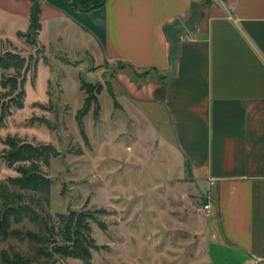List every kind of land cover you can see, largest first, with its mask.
I'll list each match as a JSON object with an SVG mask.
<instances>
[{
    "label": "crops",
    "instance_id": "1",
    "mask_svg": "<svg viewBox=\"0 0 264 264\" xmlns=\"http://www.w3.org/2000/svg\"><path fill=\"white\" fill-rule=\"evenodd\" d=\"M39 1L38 44L109 72L112 159L133 158L124 135L178 157L211 202L210 259L264 264V0ZM31 7L0 0V40L27 44Z\"/></svg>",
    "mask_w": 264,
    "mask_h": 264
},
{
    "label": "rangeland",
    "instance_id": "2",
    "mask_svg": "<svg viewBox=\"0 0 264 264\" xmlns=\"http://www.w3.org/2000/svg\"><path fill=\"white\" fill-rule=\"evenodd\" d=\"M16 45L19 46L17 41ZM12 48L24 55L35 52V47L28 43L19 49L10 41L0 40V53ZM71 48L45 50L49 64L40 57L36 75L30 71L27 76L24 106L14 108L0 128V151L6 148L3 139L8 135L29 142L52 143L59 151L48 165L41 163V169L52 178L49 202L38 192L20 190L27 201L38 203L43 213L50 214L93 210L106 224L102 228L97 222L91 223L92 236L99 247L92 250L89 261L55 255L53 262L215 264L208 255L213 241L209 211L202 210L207 200L203 194L205 188L190 183L177 164L178 157L170 154L169 161L168 156L153 150L155 144L147 150L145 142L136 145L124 135L119 142L130 146L133 158L112 159L109 111L114 108V100L106 80L109 72L91 75L92 84L107 87L99 94L98 116L94 114V103L83 117L88 142L83 139L77 121L86 97L81 80H90L87 72L93 63ZM3 91L0 86V94ZM136 152L139 158H134ZM17 174L0 160V189L9 176ZM101 208L107 212L96 211ZM11 228L38 231L37 225L28 219L13 222ZM40 246L19 235L0 239V264L3 253L11 257L20 253L39 263L50 260L40 254Z\"/></svg>",
    "mask_w": 264,
    "mask_h": 264
},
{
    "label": "trees",
    "instance_id": "3",
    "mask_svg": "<svg viewBox=\"0 0 264 264\" xmlns=\"http://www.w3.org/2000/svg\"><path fill=\"white\" fill-rule=\"evenodd\" d=\"M31 2L29 28L27 31H18V36L25 38L29 45L35 47V52L24 55L21 51L12 48L0 53V86L4 90L0 94V128L14 108L24 106L27 76L30 71L36 75L40 57H44L45 62L49 64L45 47L39 45L37 39L42 29L40 1L31 0ZM105 2L106 0H72V5L78 10L90 11L104 5ZM10 69L14 72H4ZM108 88L110 95L114 98L111 87L108 86ZM81 89L86 93V97L82 108L77 113V121L83 139L88 142L83 117L94 103H96L94 114L98 116L100 112L98 95L103 86L82 79ZM3 143L6 148L0 151V160L18 174L9 176L0 189V239L19 235L31 242L39 243L41 246L38 251L50 260L39 263L20 253H15L12 257L3 253L2 264H57L55 260L53 262L55 255L89 261L92 258V250L99 247L92 236V221L106 228L105 222L95 215V211L73 209L55 214L43 213L38 208V203L27 201L24 194L20 192V190L38 192L45 202H49L52 178L41 169V163L48 165L50 158L59 154L57 148L52 143L29 142L12 135L4 138ZM186 168L190 176L188 162H186ZM96 211L107 212L105 208ZM24 219L35 223L38 231L23 232L20 229L11 228L13 222L20 223Z\"/></svg>",
    "mask_w": 264,
    "mask_h": 264
},
{
    "label": "built area",
    "instance_id": "4",
    "mask_svg": "<svg viewBox=\"0 0 264 264\" xmlns=\"http://www.w3.org/2000/svg\"><path fill=\"white\" fill-rule=\"evenodd\" d=\"M210 208H211V202H210V199H207L206 202L202 206V210L205 212H208Z\"/></svg>",
    "mask_w": 264,
    "mask_h": 264
},
{
    "label": "water",
    "instance_id": "5",
    "mask_svg": "<svg viewBox=\"0 0 264 264\" xmlns=\"http://www.w3.org/2000/svg\"><path fill=\"white\" fill-rule=\"evenodd\" d=\"M92 79H93V77H90V80H89L90 83L92 82Z\"/></svg>",
    "mask_w": 264,
    "mask_h": 264
}]
</instances>
